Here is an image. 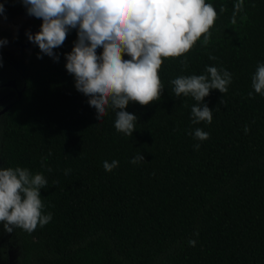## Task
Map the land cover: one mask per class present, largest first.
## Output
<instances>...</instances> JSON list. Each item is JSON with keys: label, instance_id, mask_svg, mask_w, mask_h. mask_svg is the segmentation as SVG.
Segmentation results:
<instances>
[{"label": "trees", "instance_id": "1", "mask_svg": "<svg viewBox=\"0 0 264 264\" xmlns=\"http://www.w3.org/2000/svg\"><path fill=\"white\" fill-rule=\"evenodd\" d=\"M237 2L206 0L218 14L209 43L201 38L185 55L164 59L160 99L124 109L137 117L129 137L115 129V110L97 120L65 68L78 29L48 56L28 39L42 19L21 0H0L1 17L30 16L26 33L12 38L25 44L18 65L0 55V83L12 79L17 90L9 87L2 103L10 106L0 113V169L42 173L43 212L52 214L31 233H8L0 223V264L11 244L13 264H264V95L252 88L264 64V0H243L232 24ZM209 66L232 81L226 93L211 89L202 101L212 122L193 124L197 101L176 97L170 82L206 74ZM196 128L209 138L196 139ZM138 155L144 161L131 163ZM113 160L118 167L106 172L103 162Z\"/></svg>", "mask_w": 264, "mask_h": 264}, {"label": "clouds", "instance_id": "2", "mask_svg": "<svg viewBox=\"0 0 264 264\" xmlns=\"http://www.w3.org/2000/svg\"><path fill=\"white\" fill-rule=\"evenodd\" d=\"M21 2L29 15L42 19L40 31L28 34V39L48 56H53V49L63 45L70 28L78 29L77 40L66 54L65 68L74 76L75 88L90 97L88 104L96 110L97 120L104 117L108 109L115 110V129L129 137L136 129L137 117L124 109L130 102L146 106L158 101L164 89L159 76L164 59L185 55L201 38L207 45L218 15L206 0ZM225 10L220 8L221 13ZM242 10L243 0H238L232 24ZM5 42L0 40V44ZM98 48L102 49L99 55ZM125 55L130 58L124 59ZM181 63L187 66V61ZM205 73L179 76L170 82L176 97L190 95L197 101L191 108L193 124L212 122L213 110L202 101L211 89L226 93L232 81L231 73L215 66L207 67ZM252 88L255 93L264 95V64H258ZM248 95L251 97L252 93ZM244 131L247 133L249 129L245 127ZM194 137L203 141L209 138V133L196 128ZM194 147L198 149L199 145ZM139 161H144L142 155L133 158L131 163ZM118 164L117 160L104 161L103 168L111 172ZM47 170L50 172L51 168ZM46 186L42 173L32 174L22 167L0 169V223L5 232L22 229L31 233L51 221L52 214L43 212L45 205L40 194V189ZM195 243V240L189 241L190 246L194 247Z\"/></svg>", "mask_w": 264, "mask_h": 264}, {"label": "rangeland", "instance_id": "3", "mask_svg": "<svg viewBox=\"0 0 264 264\" xmlns=\"http://www.w3.org/2000/svg\"><path fill=\"white\" fill-rule=\"evenodd\" d=\"M9 20V21H8ZM29 22H30V16L27 13L24 12H19L16 14H10L9 17H7L6 19H3L1 21L2 29H7L10 30V28H13L18 34L22 32L23 29L28 28L29 26ZM16 32H9L12 33L13 35H16ZM2 49L8 48L9 49V54L8 57L10 56V54H14L17 53L19 54V52L21 50H23V46L19 43L16 44H12L11 46H7L3 45L0 46ZM16 255V247L11 244L8 247V251H7V264H13L14 263V258Z\"/></svg>", "mask_w": 264, "mask_h": 264}, {"label": "flooded vegetation", "instance_id": "4", "mask_svg": "<svg viewBox=\"0 0 264 264\" xmlns=\"http://www.w3.org/2000/svg\"><path fill=\"white\" fill-rule=\"evenodd\" d=\"M19 13V12H18ZM10 14H16V13H9V14H7V15H5L4 17H1L0 16V31L2 30L4 33H5V35L7 36L5 39H3L2 37L0 38V40H3V41H6L5 43H3V44H0V46H3V45H6V47L7 46H11L13 43L14 44H16V43H19V44H21L22 46H23V50H21L20 52H22V51H24L25 50V44L23 43V42H12V38H15V37H18V36H23L25 33H26V29H23L22 30V32L21 33H19L20 35H17L18 33L13 29V28H10V30H5V29H2V24H1V21L3 20V19H6L7 17H9V15ZM9 21V20H8ZM28 29V28H27ZM16 32V35H13L12 33H9V32ZM19 52V53H20ZM8 54H9V49L8 48H5V49H2L1 47H0V55L3 57V58H5L8 62H10V63H14V65H18L16 62H15V59H16V56H19V54H17V53H14V54H10V56L8 57ZM1 86H3V87H8V88H6V93L4 94V95H2L1 97H0V110L5 106V105H3L2 103H4L8 98H10L11 97V95H12V92H11V90L9 89V87L11 88V89H13L14 91H16L17 92V90H16V86H15V83L13 82V80L12 79H7V80H5L4 82H1L0 83V87ZM0 113H2V112H0Z\"/></svg>", "mask_w": 264, "mask_h": 264}, {"label": "water", "instance_id": "5", "mask_svg": "<svg viewBox=\"0 0 264 264\" xmlns=\"http://www.w3.org/2000/svg\"><path fill=\"white\" fill-rule=\"evenodd\" d=\"M18 95H19V93H18ZM9 106H10V104H7L6 106H4V107L0 110V112H3L4 110H6Z\"/></svg>", "mask_w": 264, "mask_h": 264}]
</instances>
